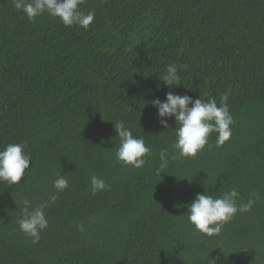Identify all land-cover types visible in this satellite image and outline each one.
Segmentation results:
<instances>
[{
    "label": "trees",
    "instance_id": "16d2710c",
    "mask_svg": "<svg viewBox=\"0 0 264 264\" xmlns=\"http://www.w3.org/2000/svg\"><path fill=\"white\" fill-rule=\"evenodd\" d=\"M88 30L47 13L32 23L0 0V150L25 143L32 158L21 183L0 182V264H264V0H84ZM175 63L180 85L160 78ZM171 91L193 100L227 96L234 119L221 147L216 133L195 158L169 161L175 142L151 101ZM191 107V105H189ZM151 153L140 169L115 158L114 122ZM48 227L33 244L19 229L32 208ZM110 185L93 195L91 176ZM236 189L237 213L217 236L188 221L197 194ZM83 226V231L79 226Z\"/></svg>",
    "mask_w": 264,
    "mask_h": 264
},
{
    "label": "clouds",
    "instance_id": "9594fccd",
    "mask_svg": "<svg viewBox=\"0 0 264 264\" xmlns=\"http://www.w3.org/2000/svg\"><path fill=\"white\" fill-rule=\"evenodd\" d=\"M13 2L14 8L22 12L32 23L47 13L58 18L65 27L78 25L88 30L95 18L94 11L85 14L80 10V5L84 3V0H13ZM178 67L182 71L186 66L170 64L160 78L170 89L182 82ZM227 100V96H222L218 106L215 98L207 101L201 98L193 100L188 95L181 96L169 91L164 101L158 98L151 101L152 106L157 109L159 122L165 129H170L168 123L170 119H174L177 125L173 129L176 139L171 145V151L168 148L160 151V165L156 169L158 176L165 173L164 170L168 167L170 160L195 158L206 145L211 148L209 138L212 133L217 134L216 147L223 146L230 139L234 119L229 112ZM114 128L119 138V146L115 151L116 160L125 167L131 166L135 169L143 167L146 163L145 157L151 153V148L146 146L142 137L135 136L123 121L114 122ZM25 148V143H10L0 150V182L7 183L9 186L21 183L32 161ZM90 182L93 195L110 187L104 179L95 175L91 176ZM68 186L67 178L61 174L53 181L55 192L49 196L47 202L32 208L28 199L23 201L21 218L18 220L19 229L31 239L33 244L39 243L41 233L48 227L45 209L49 208L58 199V194L64 192ZM239 195L236 189L218 197L207 192L197 194L188 205V221L202 235L208 237L219 235L223 226L230 222L237 213H244L251 209L254 201L250 199L247 203L238 204ZM79 228L83 231L82 225Z\"/></svg>",
    "mask_w": 264,
    "mask_h": 264
}]
</instances>
